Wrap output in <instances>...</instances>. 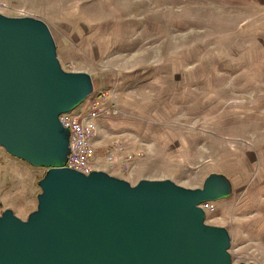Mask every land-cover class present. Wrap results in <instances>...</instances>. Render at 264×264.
Wrapping results in <instances>:
<instances>
[{"label":"rangeland","instance_id":"rangeland-1","mask_svg":"<svg viewBox=\"0 0 264 264\" xmlns=\"http://www.w3.org/2000/svg\"><path fill=\"white\" fill-rule=\"evenodd\" d=\"M0 12L45 20L63 68L93 76L71 111L97 101L92 169L191 188L226 174L233 191L206 222L229 229L234 264H264V0H0ZM46 170L0 147V214L26 219Z\"/></svg>","mask_w":264,"mask_h":264},{"label":"water","instance_id":"water-1","mask_svg":"<svg viewBox=\"0 0 264 264\" xmlns=\"http://www.w3.org/2000/svg\"><path fill=\"white\" fill-rule=\"evenodd\" d=\"M93 91L91 73L63 68L45 20L0 12V147L47 168L26 219L0 214V264H234L229 229L207 223L200 205L232 193L226 174L191 188L66 165L60 116Z\"/></svg>","mask_w":264,"mask_h":264},{"label":"built area","instance_id":"built-area-1","mask_svg":"<svg viewBox=\"0 0 264 264\" xmlns=\"http://www.w3.org/2000/svg\"><path fill=\"white\" fill-rule=\"evenodd\" d=\"M97 107V101L90 102L86 107L78 112L64 113L60 116L62 123L70 128L71 132V152L68 157L66 165L76 168L78 170L89 173L92 169V157L95 154L96 148L94 146V139L98 134V127L95 120L89 116L94 114ZM123 145L119 146L123 150ZM114 156L110 155V159ZM204 209L207 211H214L215 207L213 201L203 202Z\"/></svg>","mask_w":264,"mask_h":264},{"label":"crops","instance_id":"crops-1","mask_svg":"<svg viewBox=\"0 0 264 264\" xmlns=\"http://www.w3.org/2000/svg\"><path fill=\"white\" fill-rule=\"evenodd\" d=\"M96 156V155H95ZM95 156L94 157H92V161H93V163L95 164ZM97 168H99V169H104V170H108L109 172H111V173H113V174H116V175H119V176H121L120 175V172L118 171V170H110L109 168H107V166H102V167H97Z\"/></svg>","mask_w":264,"mask_h":264},{"label":"bare ground","instance_id":"bare-ground-1","mask_svg":"<svg viewBox=\"0 0 264 264\" xmlns=\"http://www.w3.org/2000/svg\"><path fill=\"white\" fill-rule=\"evenodd\" d=\"M64 125V124H63ZM201 206H203V202L200 204ZM203 208H204V206H203Z\"/></svg>","mask_w":264,"mask_h":264}]
</instances>
